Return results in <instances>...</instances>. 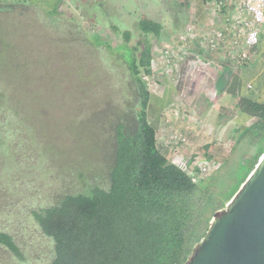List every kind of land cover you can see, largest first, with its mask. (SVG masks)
<instances>
[{
	"label": "trees",
	"instance_id": "16d2710c",
	"mask_svg": "<svg viewBox=\"0 0 264 264\" xmlns=\"http://www.w3.org/2000/svg\"><path fill=\"white\" fill-rule=\"evenodd\" d=\"M61 2L57 0L51 10L30 4L56 15ZM161 3L174 30L189 24L190 0ZM140 6L131 27L110 25L122 38L115 47L99 35L91 40L79 24L64 21L61 42L72 47L63 55L73 61L76 115H88L86 94L93 75H105L109 93L102 107L92 112L102 116L108 163L98 171L90 162L70 158L63 164L48 162L52 172L46 178L32 174L25 179L13 173L6 181L0 178V247L8 255L1 258L8 264H183L204 236V232L195 236L194 229L206 207L208 179L194 182L190 174L194 166L170 161L157 145V129L149 114L155 96L143 76L153 75V37L158 38L163 24ZM0 15L17 24L26 14L15 3L1 4ZM111 58L114 64L108 62ZM15 104L0 98V150L8 149L12 157L28 146L31 151L27 148L15 164L24 159L40 162L46 159V144L30 130ZM237 106L255 118L247 129H264V105L240 98ZM263 153L264 148L254 163ZM11 181L14 185H9Z\"/></svg>",
	"mask_w": 264,
	"mask_h": 264
},
{
	"label": "rangeland",
	"instance_id": "374dc122",
	"mask_svg": "<svg viewBox=\"0 0 264 264\" xmlns=\"http://www.w3.org/2000/svg\"><path fill=\"white\" fill-rule=\"evenodd\" d=\"M29 1L33 2V0H0L2 6L17 3L26 14L16 20L17 24L14 23L15 20L0 15V98L13 100L16 103L15 108L20 111L30 130L42 137L48 152L45 155L46 159L40 162L31 163L28 159H24L18 165L14 160L23 158L27 148L31 151L30 147L17 149L18 156L12 157H9L8 149H1L0 178L6 181L11 173L25 179H29L32 174L46 178L52 172L48 162L63 164L70 158L90 162L98 171L101 170V166L108 163L109 150L102 129V116L92 112V108L102 107V101L109 93L104 85L105 75H93L94 83L86 94L85 107L89 109L88 115L85 117L76 115L74 112L76 99L72 93L76 77L70 71L73 68V61L72 59L66 61L63 55L65 51L71 52L72 47L61 42L64 38V21L79 24L88 35H91L90 39H93V35H99L111 47H115L122 42V38L110 25L116 24L120 29L131 27L136 21L135 8L140 4L150 16L163 24L158 38L153 37L156 47V50L154 47L155 67L159 69V73L153 71L151 77L143 76V79L152 93H160L163 88V77L166 75L174 77L178 94V102L171 103L169 111L159 119L157 145L170 161L174 158L179 160L180 163L177 164L180 166L188 164L195 168L197 156L210 164L209 172L198 177V180L208 179L210 189L205 197L206 207L198 217L194 229L195 236L203 232L205 234L209 226L208 224L206 227L207 221H210L215 211L226 205L229 200L224 205L223 200L237 192L246 179L248 170L256 165L254 162L257 155L264 148V129H247L255 118L250 119L247 125H238L230 119L228 121L231 124L225 122L228 126L226 135H219V132L213 133L215 123L220 120L216 113L215 121L212 122L211 117L200 115V111L197 110L198 103H196V112L186 110L182 99L185 94L193 90L191 77H197L196 72L200 71H194V65L198 67L197 63L189 65L187 57L183 54L185 46L188 45V40L184 37L187 35L189 24L181 30H174L161 0H103L100 3L92 0H62L56 15H49L47 11L44 12L38 6L31 5ZM219 1H208L209 5L204 9L206 26L202 25V28L206 30L208 25H211L213 30H223L225 42L220 43L214 50L207 49L209 51L207 53H199L198 44H193L192 47L196 48V52L199 51L194 56L195 62L206 61L211 65L219 66L216 59L222 55L220 51L226 53L225 49L231 51L241 47L240 36L237 37L236 48L233 47L232 42L236 39V33L234 35L231 33L233 18H228L229 10H232L234 17H237V11L233 8L237 0H228L229 5L226 10L222 6L218 7ZM87 2L89 7L85 6ZM49 9L51 10L46 8ZM216 14L220 19H214ZM86 15H89L88 18ZM200 27L194 24L196 33ZM234 29L239 30L236 26ZM263 31L260 30L259 36ZM134 41L135 39L132 38L131 42ZM227 56L229 61L231 58L239 59V56L232 53ZM224 57L220 59L225 63L226 55ZM89 61L92 63L91 60ZM108 62L114 64L112 58ZM124 68L125 65L122 63V70ZM204 72L207 73L206 70ZM208 76L210 77L209 73L206 77ZM149 114L153 123V113ZM79 123H83L84 127H80ZM200 124L202 128L206 127L204 124L211 126L212 131L203 133ZM192 129L199 130V133L195 134ZM172 132L185 136L188 142L173 141ZM81 139L84 142H81ZM206 140L213 142L210 148H205ZM50 144L53 146H49ZM9 185H14V182L11 181ZM4 256L8 255L0 247V264H8L7 259L1 258ZM19 263L29 264L17 261L14 264Z\"/></svg>",
	"mask_w": 264,
	"mask_h": 264
},
{
	"label": "crops",
	"instance_id": "0c3cea01",
	"mask_svg": "<svg viewBox=\"0 0 264 264\" xmlns=\"http://www.w3.org/2000/svg\"><path fill=\"white\" fill-rule=\"evenodd\" d=\"M56 1L57 0H33V2L43 6L45 9L54 7ZM208 1L209 0L206 2L204 0H190L189 25L196 24L201 27L198 29L199 31L197 33L194 32V35L187 37L188 45L185 46L183 54L187 57L189 65L197 63L198 67L194 65V71H200L196 72L198 74L197 77H191L192 86H194V88L190 93L185 94L182 102L186 110L189 112H196L199 110L201 116L205 115L206 117H211L212 122L215 121L214 114L216 113L220 120L215 123L213 133L216 134L219 132V135H226L225 133H227L228 128L225 123L226 121L231 119L238 125H247L248 121L252 119L248 114L238 108L237 102L240 98L264 105V31L259 36V41L252 50L251 58L247 61L238 58L233 60L231 57V61H229L227 54L230 56L232 52L223 49L226 53L220 51L222 55H219L218 59H216L219 66L211 65L206 61L195 62L193 59L196 53L199 51V53L209 52L207 50L208 48H206V41L210 34L215 31L213 28L211 29V25H208L206 30L202 28V25L206 26L204 9L209 5ZM228 15V18L232 19L234 17L232 10H229ZM214 19L218 20L220 16L216 14ZM211 22L213 23V21ZM230 29L231 33L234 35L235 29L232 25ZM193 44H198L197 49L199 51L196 52V48L194 49V47H192ZM225 47L227 48V46ZM225 55L226 60L224 63L220 58H225ZM160 57L159 55V58ZM155 63L156 58L153 60V71L154 73H159V69L155 67ZM191 68L193 69L192 66ZM203 69L209 73L210 77H206L207 73H205ZM162 85L163 88L160 93H154L155 97L152 99L149 109V112L153 113V125L157 130L160 123L159 119L169 111L170 104L178 102L174 77L171 78L166 75L162 79ZM196 103H198L199 106L197 110ZM228 124L231 123L228 121ZM204 125L206 127L203 126L202 128V124H200V130H203V133L212 131L211 126L207 124ZM204 128L206 130H204ZM192 130L195 134L199 133V130ZM206 142L205 146L213 145L212 141L206 140Z\"/></svg>",
	"mask_w": 264,
	"mask_h": 264
},
{
	"label": "water",
	"instance_id": "95a60500",
	"mask_svg": "<svg viewBox=\"0 0 264 264\" xmlns=\"http://www.w3.org/2000/svg\"><path fill=\"white\" fill-rule=\"evenodd\" d=\"M183 264H264V153Z\"/></svg>",
	"mask_w": 264,
	"mask_h": 264
},
{
	"label": "built area",
	"instance_id": "2783aa9c",
	"mask_svg": "<svg viewBox=\"0 0 264 264\" xmlns=\"http://www.w3.org/2000/svg\"><path fill=\"white\" fill-rule=\"evenodd\" d=\"M229 5L228 0H220L218 2V7H223L225 10ZM237 11V17H233V22L231 25L238 27L235 30L236 39L232 42L233 47L236 48L237 37L240 36L241 47L231 52L236 56H239L240 60L247 61L252 56V50L259 41L260 30H264V0H237V3L234 7ZM187 35L184 38H187L190 35H194L195 28L191 24L187 27ZM225 42V33L223 30L218 29L213 31L206 41V48L209 50H214L217 48L220 43ZM171 138L173 141L187 143L188 140L185 136L172 132ZM198 161L196 162L195 168H192L190 172L191 178L194 182H197L199 175L207 174L210 169V164L208 161L197 156ZM174 163H180L176 158L173 159ZM197 168V169H196Z\"/></svg>",
	"mask_w": 264,
	"mask_h": 264
}]
</instances>
